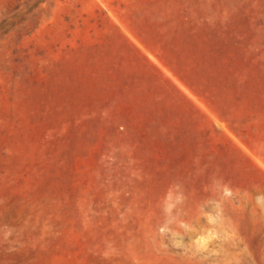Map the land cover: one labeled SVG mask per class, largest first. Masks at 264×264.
<instances>
[{
    "label": "rangeland",
    "instance_id": "obj_1",
    "mask_svg": "<svg viewBox=\"0 0 264 264\" xmlns=\"http://www.w3.org/2000/svg\"><path fill=\"white\" fill-rule=\"evenodd\" d=\"M238 252L264 264V0H0V264Z\"/></svg>",
    "mask_w": 264,
    "mask_h": 264
},
{
    "label": "bare ground",
    "instance_id": "obj_2",
    "mask_svg": "<svg viewBox=\"0 0 264 264\" xmlns=\"http://www.w3.org/2000/svg\"><path fill=\"white\" fill-rule=\"evenodd\" d=\"M160 238L164 241H167V242H169L170 244H172V237L170 236V234L168 233V232H165V233H163V234H161V236H160ZM167 249H169V248H167ZM162 250V249H161ZM191 250V249H190ZM165 251V250H164ZM168 251V250H167ZM235 252V251H234ZM242 252V251H241ZM233 253V255L232 256H230L229 258L230 259H225V262L227 263V264H232L234 261H236V260H238L239 258H240V256H241V254L242 253ZM189 253H191L192 255L191 256H196L197 254H196V252H191V251H188V249H186L185 250V255L184 254H181V258H184V259H187V260H189V261H191L190 259H188V258H186V255L187 254H189ZM246 253V252H245ZM243 255V254H242ZM246 256V255H245ZM228 258V257H227ZM226 263H223V264H226ZM195 264H206L205 262H203V261H198V262H196ZM215 264H217V263H215ZM218 264H220L219 262H218Z\"/></svg>",
    "mask_w": 264,
    "mask_h": 264
}]
</instances>
